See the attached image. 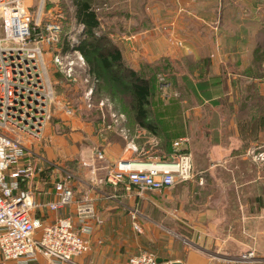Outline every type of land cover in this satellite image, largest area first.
I'll list each match as a JSON object with an SVG mask.
<instances>
[{
	"label": "crops",
	"instance_id": "0c3cea01",
	"mask_svg": "<svg viewBox=\"0 0 264 264\" xmlns=\"http://www.w3.org/2000/svg\"><path fill=\"white\" fill-rule=\"evenodd\" d=\"M118 1L117 9H124L122 0ZM147 2L148 4L144 5V10L146 9L145 11L149 13L145 17L147 27H155V29L165 27V31L162 34L149 37L147 35L150 29L147 28L140 35L130 36L127 39L122 38L121 42L128 43L132 51L136 50L134 40L139 42L140 48L143 49H147L146 46L151 42L160 45L166 43V47L158 55L159 57L199 58L202 57L203 49L200 47L202 42L213 40L218 42L222 38L225 40L226 34L221 36L217 34L213 36V39L210 38L211 40L204 35L206 31L203 30V25L207 27L211 23L205 15L213 9L203 7L200 0H177L173 1L174 3H171L172 0H156V2L147 0ZM229 5L230 3L225 2L224 7L221 6V11ZM204 8L205 13L202 11ZM159 13L162 17H158ZM130 18L131 20L134 18L133 13ZM230 39L232 42L241 40ZM150 46L148 45V47ZM237 50L239 49L237 48ZM143 51V57H153L150 51ZM136 52L141 54L139 49ZM217 52L218 54L215 56L213 51H207L204 56H212L210 62L216 65L222 60L219 49ZM228 57H230L229 54ZM215 72L218 71L215 70ZM227 74L232 79L236 72L227 68ZM193 87L196 90L199 84L193 83ZM226 102V105L230 107V112L224 118L228 125L217 128L218 132L227 129L225 142L210 143L205 136L204 128L201 132L202 138L206 140L203 142L205 146L200 147L195 144L189 133L181 136L190 138L188 150L195 155L197 164L198 155L207 156L205 164L200 165L199 170L209 169L212 172L207 185L217 187V194L210 195V199L215 200L214 203L217 206L215 210L200 212L201 220L204 217L207 220L208 218L212 219V222L208 223L206 227L203 226L202 221L196 224V228H199L201 233L205 232V235L195 239L181 235L185 243L182 248L183 254L172 259L164 255L162 248H157V243L160 241L163 244L164 240L167 245L165 247H169V229L166 228L163 220L155 221L152 214L153 211L160 208L161 211H165L167 217L170 214V208L168 205L164 206V201L159 204L158 199L151 197L156 193L167 192L172 187L139 195L127 183L113 188L107 184H99L97 181L117 161L129 159L124 154H127L130 148L127 145L123 146L121 136L116 137L118 138L117 142H112L111 139H107L104 132L97 131L99 129H96L94 123L92 125L90 121L83 120L76 114H62L61 111H59V116L62 115L63 118L53 119L54 123L57 121L61 123H48L40 139L16 131L12 132L16 139L27 146L29 150L27 159L36 168L35 176L23 183L22 187L30 191L38 205H45L56 198V183L64 179L66 177L63 176L64 171L70 169L66 164L71 165L74 160H78V167L83 173L80 178L75 175L77 179H73L71 185L77 198H81L83 194H90L95 201L99 216V223L93 222V229L87 234V238L91 242L90 251L75 257L74 263H61L39 255L30 264H124L131 256L145 251L146 248H154V246L159 258L172 262L178 261L182 264H247L240 261L239 256L250 250H253L264 261V159L254 157V154L263 153L264 147L260 146L259 139L256 145L243 146L240 136L244 128L240 123L257 121L260 116L259 113H256L257 111H246L249 100L245 97L235 101L231 96ZM185 105L189 109L183 111L182 119L186 120V117L193 116L195 121L198 116L205 117L204 107L208 105V100L192 104L186 100ZM258 109L259 106H257ZM254 130L257 132V137L260 131L264 135V129H260L258 123L254 125ZM192 131H198L196 125L192 127ZM98 151L105 154L104 160L97 159ZM219 168L229 171L232 174L231 177L219 178L217 173H213ZM178 184L204 186V183L197 179L182 181ZM165 203L168 204L167 201ZM135 208L139 212L148 210V214L140 212L139 215L147 221L144 225L145 229L140 232L143 233L146 240L140 246L137 235L133 236L131 229H124L126 223L124 220L132 219L131 210ZM128 209H130L131 217L127 215ZM183 211L182 208H178V218L185 217L182 215ZM35 215L46 222H54L67 215L74 216L75 206L71 205L59 211H51L49 208L41 206L35 210ZM162 217H164V213H162ZM75 223L78 224L77 221ZM138 223L142 224L139 219ZM150 226L158 229H149ZM207 226H210V229ZM134 232L137 234L136 230ZM38 233L40 232L38 231ZM179 253L180 251H177V254ZM0 264L14 263L4 261L0 253Z\"/></svg>",
	"mask_w": 264,
	"mask_h": 264
},
{
	"label": "rangeland",
	"instance_id": "374dc122",
	"mask_svg": "<svg viewBox=\"0 0 264 264\" xmlns=\"http://www.w3.org/2000/svg\"><path fill=\"white\" fill-rule=\"evenodd\" d=\"M117 1L118 0H96V6L102 7L103 4H106V6L103 5V8L100 9L102 19L101 32H108L111 34L114 41H120L119 43L125 54V60L129 65L140 68L144 63H151L148 68V76L151 78L153 85V102L155 105H159L156 110L160 108L163 109L164 104L169 103L167 105H170V101H175L179 103V112L183 114V111L189 109L185 107L186 100H188L190 104L208 100V105L204 107L206 110L205 117L202 118L198 116V119L194 121V117L192 116V118L189 116L186 117V120H181L180 118L171 117L173 114L177 113L176 111L170 112V110H168L166 112V114L169 115V118L166 120L169 124V131L167 133L172 136L171 139L165 134L156 135L136 126H132L128 120L130 112L128 101H125L128 97L122 94L121 88L115 86L112 80L110 81L105 77H102L100 81L94 79L86 59V66H77L75 72L72 73L71 76L66 72L65 65L58 66L54 63L55 54L58 52L64 54L68 51L73 37H78L81 33V27L76 25L72 1L45 0L42 3L41 0H32L27 3V12L35 19L34 23L38 22V18L40 17L38 29L43 40L39 42V45L42 47L47 75L55 92L54 98L49 104V118L46 126L48 123H52L53 119L60 120V117L63 118L62 115L59 116V111H61L62 114H76L83 120L90 121L92 125L95 121L90 117H95V119H97L98 114L100 116L101 113H104L108 116L107 123H109L112 114L122 113L127 116V122H129V127L133 134V136L130 135L127 139L122 137L123 146L128 145L127 142L129 140L134 143L133 145H136V150L134 152L133 149H130L129 152L124 155L129 157V159L134 158L138 160L168 159L170 158L171 145L174 140L187 133L191 135V139L195 144L200 147L205 146L203 142H206V140L202 138V128H204L205 136L209 139L210 143L225 142V140H227V129L225 128L223 132H218L217 128L228 125L224 118L227 113L230 112V107L226 105V100L229 97L233 96L235 101H239V99L243 97L247 98L249 102L246 111H256L257 106H259L261 111L262 106L264 107V0H200L203 7L213 9L208 11L205 15L210 19L211 23H209L207 27L203 25V30L206 31L204 35L207 36L208 39H213V36L217 34L218 36L226 34V36L225 40L222 38L218 42L215 40L202 42L200 44V47L203 49L202 57L199 58L159 57L158 55L163 52L162 50L166 47V43H161L160 45L159 43L156 44L155 42H151V44H148L151 45L150 47L147 45V49H143L140 48L141 45L138 44L139 42L134 40V46L136 50H141V54L140 52L137 53L136 50L132 51L128 43L121 42L122 38L127 39L130 36L140 35L142 32H145L147 28L150 29L147 36L153 37L155 34H162V32L165 31V27L155 29V27H144L138 24L141 19L146 17V14H149L145 11L146 9L144 10V5L148 4L147 0H122L121 3L124 7L122 11L124 15L120 17H116L115 15L116 12H118L117 3H119V1ZM153 1L156 2V0ZM173 1L177 0H172L171 3H174ZM225 2L230 3V5L226 7L225 10L223 9V11H221V6L223 5L224 7ZM125 6L127 7L125 8ZM202 11L205 13V8ZM132 13L134 18L131 20L130 15H132ZM158 17H162V15L159 13ZM54 23H61L59 25L61 27L60 34L52 33L51 27ZM219 23L223 24L219 25ZM53 34L57 35L54 39ZM230 38L241 40L232 42ZM237 48L240 51L237 50ZM218 49L220 51L219 53L222 55V60L216 65H213L209 62V60H212V56L207 57L204 55H206L207 51H213V54L216 56L218 54ZM143 50L150 51L153 57H143ZM228 54L230 57H228ZM73 58L75 59V56H73ZM166 64L170 65L168 67L169 69H164ZM157 65L164 70L156 72L155 68ZM227 68L230 71L236 72V74H234L235 76H232V79L227 74ZM189 70H191L192 73L194 72L192 76L188 75L190 74ZM215 70L218 72H215ZM175 71L178 72L176 76L169 75ZM185 74V77H187V84L185 83L186 81H183ZM174 77L179 83L188 85L186 86L187 89L182 93V96H179V94H177L178 92H176L177 89L175 88ZM193 83L199 84L198 89L194 90ZM93 85L94 91L91 97L92 105L88 107L85 95ZM177 97H179V99H177ZM103 102L105 105L101 106ZM175 121H179L178 129L174 128L173 123ZM56 123L61 122L57 121ZM56 123L53 122V124ZM240 124L244 127L243 129H246L245 131L242 129L240 135L243 146L256 145L259 139L260 146L264 147V135L261 131L257 137V132L254 130V127L251 126V122ZM195 125L198 131H192V127ZM96 129L99 128L96 127ZM111 133L114 132L107 130L105 136L107 139H111L112 142H117V134L114 133L115 135L111 136ZM206 157V155H198L197 164L195 155L193 154V159L195 161L193 179L202 181L204 186H185L183 184H178L182 182L178 181L169 191L151 195L152 198L159 200V204L161 201H164V206L168 205L170 208V214L167 215V217L165 211H161L160 208H157V210L152 213L155 221L161 222L163 220L164 225L169 229V247H165L167 246L165 240L163 244L160 241L157 243V248H162L164 250V255L169 259L183 254L182 248L185 243L181 235L193 239L203 237L205 232L201 233L199 228H196V224L202 221L203 226L206 227L208 223L210 224L212 222V219L208 218L207 220L206 217H204L203 220H201L200 218L201 211H208L210 209L215 210L217 206L214 203L215 200L212 199V201L210 199V195L217 194V187H209V185H207V181L210 179L212 172H210L209 169L199 170L201 168L200 165L205 164ZM254 157L256 159H264V151L263 153L254 154ZM66 165L70 169L64 171L63 176L71 174L76 179L77 177L80 178L83 171L78 167V160H74L71 165H69V163ZM213 173H217L216 175L223 179L230 178L232 175L223 168H219V170L216 169ZM75 175L77 177H75ZM166 201L168 204L165 203ZM178 208L184 210L182 215L185 217L178 218ZM140 212H146V214H148V210H140ZM129 213L130 209H128L127 215L131 217ZM162 213H164V217H162ZM142 218L143 217H139L138 215V219L140 223H142L140 225L142 229H145L144 225L147 221ZM124 221H126L124 229H131L133 236L137 235L139 246L142 245L146 239L143 233L141 234L137 230V234H135V228L133 226L134 220L128 219ZM207 228L210 229V226H207ZM149 229L158 228L150 226ZM145 251L157 255L155 246L154 248H146ZM177 251H180V253L177 254Z\"/></svg>",
	"mask_w": 264,
	"mask_h": 264
},
{
	"label": "built area",
	"instance_id": "2783aa9c",
	"mask_svg": "<svg viewBox=\"0 0 264 264\" xmlns=\"http://www.w3.org/2000/svg\"><path fill=\"white\" fill-rule=\"evenodd\" d=\"M31 1L0 0V253L4 261L14 264H30L39 255L61 263H74L75 257L90 251L87 234L92 231L93 222L99 223L95 201L88 193L76 197L71 185L75 178L69 174L57 181L56 198L38 205L30 191L22 187L35 176L36 168L27 159V146L12 135L16 131L40 139L55 93L39 45L43 40L38 29L40 17L34 23L35 19L27 12V3ZM80 27L81 33L73 37L70 49L54 56V63L65 65L69 76L77 66H86L83 54L76 48L84 36V27ZM51 29L55 34L61 32L58 23H54ZM56 36L53 34V39ZM94 85L85 95L88 107L92 105ZM99 130L113 131L124 139L133 136L127 116L122 113L112 114L111 121L102 124ZM189 143L188 136L176 139L168 159L119 160L97 181L113 188L127 183L141 195L171 188L178 181L191 180L194 159L188 150ZM127 144L128 148L136 150L130 140ZM104 158L105 154L98 151L97 159ZM71 205L75 206V215L54 222H46L35 215V210L41 206L59 211ZM131 215L135 230L141 232L139 210H131ZM158 258L155 253L141 251L124 264H172L170 260L159 261ZM239 260L247 264H264L253 250L241 254Z\"/></svg>",
	"mask_w": 264,
	"mask_h": 264
},
{
	"label": "trees",
	"instance_id": "16d2710c",
	"mask_svg": "<svg viewBox=\"0 0 264 264\" xmlns=\"http://www.w3.org/2000/svg\"><path fill=\"white\" fill-rule=\"evenodd\" d=\"M71 1L75 11L74 17L76 25L84 27V36L81 37L76 48L86 59L94 79L100 81L102 77H105L110 81L112 80L115 86L121 88L122 94L128 97L125 101H128V108L130 111L129 121L132 126L145 129L156 135L165 134L171 139L172 136L167 133L169 131V124L166 120L169 118V115H167L166 112L168 110H170V112L176 111L177 113L173 114L171 117L180 118L182 120V114L179 112L180 105L175 101H170V105H167L169 103L166 102L167 104H164L163 109L160 108L156 110L159 105H155L153 102V85L151 78L148 76V68L151 63H144L140 68L129 65L125 60V54L120 43L114 41L110 33L101 32L102 19L100 9L103 8L104 4L101 7L95 5L96 0ZM104 6H106V4ZM117 11L119 14L116 12V17L124 15L122 10L118 9ZM146 21L145 18L141 19L138 24L147 27ZM169 66V64H166L164 69H167ZM164 69L157 65L155 71H163ZM189 71L190 74L188 75L192 76L194 72L192 73L191 70ZM177 73L178 72L175 71L169 75L176 76ZM185 76L186 74L184 75L183 81L187 79ZM185 83L187 84L188 82L186 81ZM185 83L183 85V83H179L175 79V88L179 96H182V93L187 89L186 86L188 85ZM177 99H179V97H177ZM256 111V113H259L260 117L257 120L258 122L255 120L252 121L251 126L254 127V125L258 123L260 129H264V115H262L264 114V107L262 106L261 111L260 109ZM90 118L94 119V124L97 128L108 122V116L104 113H101L100 116L98 114L97 119H95V117ZM178 123L179 121L173 123L175 129H178ZM104 133L107 134V131ZM110 135L113 136L115 134L111 133ZM178 138L179 137L176 139Z\"/></svg>",
	"mask_w": 264,
	"mask_h": 264
},
{
	"label": "water",
	"instance_id": "95a60500",
	"mask_svg": "<svg viewBox=\"0 0 264 264\" xmlns=\"http://www.w3.org/2000/svg\"><path fill=\"white\" fill-rule=\"evenodd\" d=\"M159 261H162V260H167V259H163V258H158ZM172 264H182L181 262H178V261H174L172 262Z\"/></svg>",
	"mask_w": 264,
	"mask_h": 264
}]
</instances>
